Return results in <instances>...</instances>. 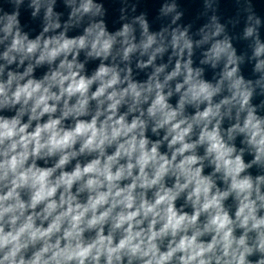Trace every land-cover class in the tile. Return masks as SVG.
I'll list each match as a JSON object with an SVG mask.
<instances>
[{"label":"clouds","instance_id":"obj_1","mask_svg":"<svg viewBox=\"0 0 264 264\" xmlns=\"http://www.w3.org/2000/svg\"><path fill=\"white\" fill-rule=\"evenodd\" d=\"M0 264H264V0H0Z\"/></svg>","mask_w":264,"mask_h":264}]
</instances>
